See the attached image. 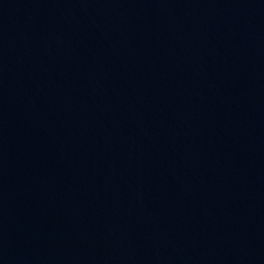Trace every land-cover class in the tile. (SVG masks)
<instances>
[{"label":"water","instance_id":"water-1","mask_svg":"<svg viewBox=\"0 0 264 264\" xmlns=\"http://www.w3.org/2000/svg\"><path fill=\"white\" fill-rule=\"evenodd\" d=\"M0 264H264V0H0Z\"/></svg>","mask_w":264,"mask_h":264}]
</instances>
